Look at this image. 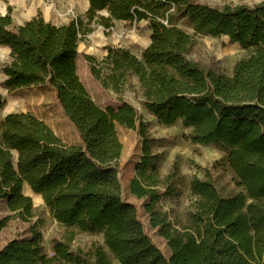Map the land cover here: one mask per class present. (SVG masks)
Returning a JSON list of instances; mask_svg holds the SVG:
<instances>
[{"label":"trees","instance_id":"1","mask_svg":"<svg viewBox=\"0 0 264 264\" xmlns=\"http://www.w3.org/2000/svg\"><path fill=\"white\" fill-rule=\"evenodd\" d=\"M88 1L89 25L107 11L96 21L106 29L118 21L148 22L151 30L141 58L112 47L101 61L86 57L93 78L119 96L117 108L99 106L79 76L80 22L58 26L37 15L16 25L11 10L0 15V47L10 51L5 86H49L79 138V145L68 144L29 113L5 118L0 200L14 215L0 221V236L14 217H35L33 200L23 192L27 185L56 221L102 233L103 243L75 252L71 234L68 242L55 241L49 255L33 226L30 239L0 249V264H264V3L220 9L197 0ZM179 20L195 34L225 36L246 51L231 76L191 60L194 37ZM127 87L136 94L139 88L141 103L163 125L181 122L192 129V143L228 148L226 162L243 191L224 197L210 177L193 178L189 223L175 227L158 209L170 178L159 173L140 113L122 98ZM117 126L139 129L144 139L130 193L146 202L150 227L166 241L168 258L146 232L137 206L124 198Z\"/></svg>","mask_w":264,"mask_h":264},{"label":"rangeland","instance_id":"2","mask_svg":"<svg viewBox=\"0 0 264 264\" xmlns=\"http://www.w3.org/2000/svg\"><path fill=\"white\" fill-rule=\"evenodd\" d=\"M84 0H0V15L11 10L17 22L23 16L50 9L56 22L68 23L72 19L82 24L79 43L80 54L77 59L79 76L93 100L101 107H119V96L113 91L105 90L92 76L87 53L101 61L109 48H125L137 57H142L143 49L149 44L148 22L129 23L114 21L113 27L106 29L96 22L98 18L107 17L108 12H99L95 21L87 24ZM200 3L215 7L246 5L254 7L264 0H197ZM76 17V18H75ZM178 27L194 37V46L190 58L207 69H214L227 76L233 74L237 61L246 56V51L239 44L232 43L228 37H210L195 34L192 25L186 20L176 22ZM10 51L0 47V127L5 118L12 113H29L44 121L64 142L79 145L78 134L70 125L59 106L55 92L47 85L11 90L5 86L4 65L10 61ZM132 88L127 87L122 98L135 106L141 115L146 137L149 140L153 155L158 157V170L163 179L170 178L167 195L158 204V209L166 214L177 228L189 223V212L193 205L191 182L193 178L210 177L224 197L233 196L243 189L238 186L236 177L229 168L226 159L228 148L217 145L194 144L188 140L192 129L185 128L181 122L166 126L150 114ZM139 127V124H138ZM117 133L123 144L120 160L119 179L124 198L135 204L146 232L153 242L168 258L171 251L158 231L150 227V218L145 211L144 200H139L130 193L129 184L135 176V170L143 158L144 139L139 129L131 130L117 126ZM1 136V130H0ZM164 189V187L162 188ZM23 192L30 196L34 204L35 217L28 221L14 217L2 231L0 246L12 240H26L32 237L31 227L42 234L43 246L49 255H53L55 241L68 242L71 234L74 239L69 243L73 251L86 249L95 242L103 243V234L99 232H81L56 221L50 214L43 199L34 194L25 185ZM4 200H0V221L13 216ZM118 264V263H116Z\"/></svg>","mask_w":264,"mask_h":264},{"label":"crops","instance_id":"3","mask_svg":"<svg viewBox=\"0 0 264 264\" xmlns=\"http://www.w3.org/2000/svg\"><path fill=\"white\" fill-rule=\"evenodd\" d=\"M84 2V7L86 8L85 10V14H86V16H87V12H88V9H89V1L88 0H84L83 1ZM6 14V13H5ZM4 15V14H3ZM37 15H41L42 16V18L45 20V21H47V22H50V23H52V24H54V25H65V24H68V23H64V24H59V23H57L56 22V19H55V16H54V13H53V11L52 10H50V9H45L44 11H41V12H39V13H36L35 15H33V16H23L21 19H19V22H17L16 20H15V18L13 17V19H14V23L16 24V25H22V24H24V23H26V22H28V21H30V20H32L34 17H36ZM149 31H150V36H149V43H150V37H151V30H150V28H149ZM149 45V44H148ZM147 45V46H148ZM146 46V47H147ZM145 47V48H146ZM79 54H80V49H78V57H79ZM88 55H91V54H89V53H87ZM78 59V58H77ZM4 245H2V246H0V249L3 247Z\"/></svg>","mask_w":264,"mask_h":264},{"label":"built area","instance_id":"4","mask_svg":"<svg viewBox=\"0 0 264 264\" xmlns=\"http://www.w3.org/2000/svg\"><path fill=\"white\" fill-rule=\"evenodd\" d=\"M76 18V17H75ZM72 21H74V22H76L77 23V20H75V19H72Z\"/></svg>","mask_w":264,"mask_h":264}]
</instances>
